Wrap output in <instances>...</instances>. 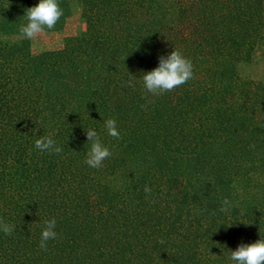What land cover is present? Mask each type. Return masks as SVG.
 Listing matches in <instances>:
<instances>
[{"label":"trees","instance_id":"16d2710c","mask_svg":"<svg viewBox=\"0 0 264 264\" xmlns=\"http://www.w3.org/2000/svg\"><path fill=\"white\" fill-rule=\"evenodd\" d=\"M58 2L45 31L69 15ZM38 3L0 0V218L15 225L0 264H231L264 238V81L236 71L264 51V0H83L85 29L34 54L1 37ZM174 49L194 78L147 103L142 76ZM88 129L113 153L99 169L84 163ZM40 136L63 151L40 152Z\"/></svg>","mask_w":264,"mask_h":264},{"label":"clouds","instance_id":"9594fccd","mask_svg":"<svg viewBox=\"0 0 264 264\" xmlns=\"http://www.w3.org/2000/svg\"><path fill=\"white\" fill-rule=\"evenodd\" d=\"M63 16V9L58 0H39V3L26 9V23L20 25L19 34L24 39L34 40L45 30H53ZM194 78L193 65L190 59L186 58L179 50H173L169 55L160 56L157 67L143 74L142 84L145 90V100L147 103H153L148 99L151 96H160L166 92L175 91L188 81ZM124 87L135 88L133 80H128ZM144 107V106H142ZM103 127L107 134L117 140L121 139L115 119H107L103 122ZM90 150L87 152L84 163L95 169L103 166L106 159L112 156V152L101 142L98 132L95 129L86 130ZM35 148L40 152L49 154H60L63 149L58 146L51 136H40L35 140ZM146 196H150L152 189L144 186ZM153 203L156 201L153 200ZM233 207L228 198H223L219 211L227 213ZM56 219L46 220L41 230L39 248L47 251L48 241L57 239ZM15 225L5 222L0 218V231L5 235H12ZM163 243V241H160ZM229 260L231 264H264V238L249 244H240L234 251H229Z\"/></svg>","mask_w":264,"mask_h":264},{"label":"rangeland","instance_id":"374dc122","mask_svg":"<svg viewBox=\"0 0 264 264\" xmlns=\"http://www.w3.org/2000/svg\"><path fill=\"white\" fill-rule=\"evenodd\" d=\"M66 2L69 7V15L65 18L62 30L58 32L45 31L36 39L29 40L32 53L59 48L64 42V37L77 35L85 29V22L81 16L83 0H66ZM1 38L15 41L21 36L8 35ZM236 71L242 78L264 81V51L262 48L257 49L250 61L240 62Z\"/></svg>","mask_w":264,"mask_h":264}]
</instances>
